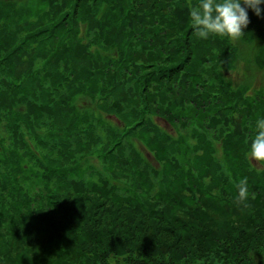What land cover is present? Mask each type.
I'll return each mask as SVG.
<instances>
[{
  "label": "trees",
  "instance_id": "trees-1",
  "mask_svg": "<svg viewBox=\"0 0 264 264\" xmlns=\"http://www.w3.org/2000/svg\"><path fill=\"white\" fill-rule=\"evenodd\" d=\"M188 5L0 0V264H264V4L234 42Z\"/></svg>",
  "mask_w": 264,
  "mask_h": 264
},
{
  "label": "clouds",
  "instance_id": "clouds-1",
  "mask_svg": "<svg viewBox=\"0 0 264 264\" xmlns=\"http://www.w3.org/2000/svg\"><path fill=\"white\" fill-rule=\"evenodd\" d=\"M261 4L264 0H198L196 5L189 0L191 28L199 38L215 35L234 42L242 36V30L249 22L247 10L252 9L259 16ZM255 128L246 159L264 166V119L257 120ZM248 197L247 179L244 178L237 185L236 199L246 206Z\"/></svg>",
  "mask_w": 264,
  "mask_h": 264
},
{
  "label": "rangeland",
  "instance_id": "rangeland-1",
  "mask_svg": "<svg viewBox=\"0 0 264 264\" xmlns=\"http://www.w3.org/2000/svg\"><path fill=\"white\" fill-rule=\"evenodd\" d=\"M238 47H239V50L243 52V54L240 53V57L241 58H242V56L244 58H247L248 56H250L252 51H253L252 49L254 48L251 45L245 46L244 44H238ZM243 50H245L247 52H244ZM249 67H250V65H246L245 63L239 61L238 64L236 65L235 72L231 73L230 76H232L234 78V80H237L239 83H241L242 80L247 78L246 70ZM249 74H252V73H249ZM253 74H254V76L256 78V83L255 84L262 85L261 82L264 81L263 71L262 70H256ZM137 148L140 150L142 155L148 159L149 164L157 168V165L155 164L152 156L149 155V153L146 150L138 147V145H137Z\"/></svg>",
  "mask_w": 264,
  "mask_h": 264
}]
</instances>
